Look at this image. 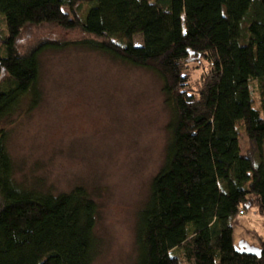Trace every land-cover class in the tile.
<instances>
[{
	"label": "trees",
	"instance_id": "16d2710c",
	"mask_svg": "<svg viewBox=\"0 0 264 264\" xmlns=\"http://www.w3.org/2000/svg\"><path fill=\"white\" fill-rule=\"evenodd\" d=\"M40 25L78 29L94 38L77 44L161 79L168 139L132 264H264V237L235 244L232 223L247 208L264 217V0H0V264L95 256L94 199L83 186L54 194L17 183L1 126L23 102L37 105L40 55L65 45L21 50L23 30ZM196 58L208 69L192 88Z\"/></svg>",
	"mask_w": 264,
	"mask_h": 264
},
{
	"label": "rangeland",
	"instance_id": "374dc122",
	"mask_svg": "<svg viewBox=\"0 0 264 264\" xmlns=\"http://www.w3.org/2000/svg\"><path fill=\"white\" fill-rule=\"evenodd\" d=\"M86 38L94 37L53 25L23 30L21 50L41 41L65 45L40 55L37 105L23 102L1 126L17 183L54 194L83 186L94 199L93 264H132L137 215L164 160L170 110L156 73L77 44ZM207 69L198 58L188 63L192 88ZM240 145L249 147L243 132ZM232 223L235 244L257 246L264 237V217L254 208Z\"/></svg>",
	"mask_w": 264,
	"mask_h": 264
},
{
	"label": "crops",
	"instance_id": "0c3cea01",
	"mask_svg": "<svg viewBox=\"0 0 264 264\" xmlns=\"http://www.w3.org/2000/svg\"><path fill=\"white\" fill-rule=\"evenodd\" d=\"M255 213V212H254ZM262 218V217H261ZM258 219H255L254 218V221H257ZM234 229H235V225L233 226V233H234ZM261 238H263V237H261ZM234 241V240H233ZM245 242H247V241H245ZM248 243V242H247ZM249 244V243H248ZM251 245V244H250Z\"/></svg>",
	"mask_w": 264,
	"mask_h": 264
},
{
	"label": "built area",
	"instance_id": "2783aa9c",
	"mask_svg": "<svg viewBox=\"0 0 264 264\" xmlns=\"http://www.w3.org/2000/svg\"><path fill=\"white\" fill-rule=\"evenodd\" d=\"M243 214V210H239V215H242Z\"/></svg>",
	"mask_w": 264,
	"mask_h": 264
}]
</instances>
